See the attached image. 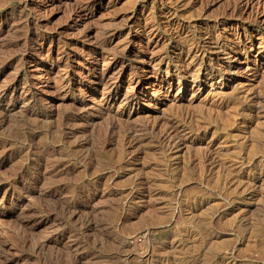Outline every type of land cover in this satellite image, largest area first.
I'll return each mask as SVG.
<instances>
[{
	"label": "rangeland",
	"instance_id": "1",
	"mask_svg": "<svg viewBox=\"0 0 264 264\" xmlns=\"http://www.w3.org/2000/svg\"><path fill=\"white\" fill-rule=\"evenodd\" d=\"M0 264H264V0H0Z\"/></svg>",
	"mask_w": 264,
	"mask_h": 264
},
{
	"label": "bare ground",
	"instance_id": "2",
	"mask_svg": "<svg viewBox=\"0 0 264 264\" xmlns=\"http://www.w3.org/2000/svg\"><path fill=\"white\" fill-rule=\"evenodd\" d=\"M193 37V36H192ZM190 41V40H189ZM190 42H192V41H190ZM189 43V42H188ZM191 46V45H190ZM189 46V47H190ZM190 49V48H189ZM187 52V51H186ZM195 52V51H194ZM189 53V52H188ZM192 53V52H191ZM187 54V53H186ZM194 54V53H193ZM187 56V55H186ZM190 59H191V57H190ZM194 61V60H193ZM199 68V67H198ZM196 73V72H195ZM194 74V73H193ZM197 74V73H196ZM245 99V98H244ZM247 101V100H246ZM245 101V102H246ZM133 139V138H132ZM163 139V138H162ZM135 141V140H134ZM160 143V142H159ZM84 156V155H83ZM204 160V159H203ZM203 164H204V162H203ZM230 169V168H229ZM236 172V171H235ZM232 174V173H231ZM235 174V173H234ZM236 175V174H235ZM230 177V176H229ZM229 183V182H228ZM89 226V225H88ZM234 259L233 260H235V257H233ZM230 259V258H229ZM232 259V258H231ZM234 262V261H233Z\"/></svg>",
	"mask_w": 264,
	"mask_h": 264
}]
</instances>
